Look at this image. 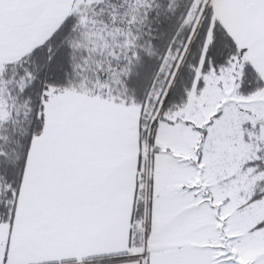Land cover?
I'll return each instance as SVG.
<instances>
[{
  "label": "snow or ice",
  "instance_id": "snow-or-ice-1",
  "mask_svg": "<svg viewBox=\"0 0 264 264\" xmlns=\"http://www.w3.org/2000/svg\"><path fill=\"white\" fill-rule=\"evenodd\" d=\"M0 264H264V0H0Z\"/></svg>",
  "mask_w": 264,
  "mask_h": 264
}]
</instances>
